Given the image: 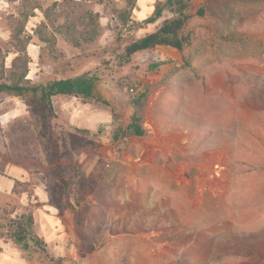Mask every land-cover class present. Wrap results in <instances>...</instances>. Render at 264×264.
I'll return each mask as SVG.
<instances>
[{
  "label": "rangeland",
  "instance_id": "rangeland-1",
  "mask_svg": "<svg viewBox=\"0 0 264 264\" xmlns=\"http://www.w3.org/2000/svg\"><path fill=\"white\" fill-rule=\"evenodd\" d=\"M157 1L163 0H137L130 19L144 20ZM125 5L0 0V77L13 70L12 36L22 12L29 15L26 79L39 84L96 73L110 104L56 96L49 110L36 96L0 93V117L19 102L27 110L26 119L0 123V176L12 186L0 194L2 225L31 216L34 233L50 245L48 256L32 252L27 262L0 228V252L25 264H264V231H249L264 228V0H192L183 29L190 42L182 51L156 47L127 64L120 55L126 42L172 14L165 10L129 35L118 19ZM140 93L145 134L125 135ZM151 139L172 141L155 151L153 163L166 154L170 166H184L177 184L167 182L179 192L171 197L178 205L168 206L176 223L167 229L159 207L147 204L148 164L141 158L152 154ZM193 195L200 205L191 212ZM161 230L171 242L168 259L157 255L165 249Z\"/></svg>",
  "mask_w": 264,
  "mask_h": 264
},
{
  "label": "trees",
  "instance_id": "trees-1",
  "mask_svg": "<svg viewBox=\"0 0 264 264\" xmlns=\"http://www.w3.org/2000/svg\"><path fill=\"white\" fill-rule=\"evenodd\" d=\"M191 1H157L152 14L144 20L137 22L130 19L137 0H126L125 8L122 9L118 19L129 35L135 34L147 25L155 24L162 17L165 10L169 11L172 17L164 20L153 32L139 38H131L127 41L120 54L124 63H129L134 54L156 47H170L182 51L190 42L188 36L183 33V29L190 19L187 11ZM32 8L33 10L39 9L37 6H33ZM203 14L204 12L200 10L197 16L202 17ZM28 17L29 15L26 13H19L18 29L15 30L12 36V39L16 42V52L18 55L11 61V69L13 70L10 72V75L7 78H4L3 75L0 77V93L20 97L21 99H24L28 95L36 96L37 102L44 107L46 106L49 110H52L51 99L56 96L80 97L85 101H92L109 108L110 104L101 90V78L96 73L83 72L74 76L58 80H48L39 84H32L26 79L30 58L24 44V41L28 39L25 38L24 27ZM38 36L41 37L40 34ZM41 39L45 38L41 37ZM158 66L159 63H154L149 68L155 69ZM145 99L146 93H140L132 99L133 114L129 125L124 131L125 135L144 136L145 132L142 128V121ZM85 133L87 132L85 131ZM3 220L4 218L0 216V228L6 230L11 242L22 255H25L24 259L27 262H30L28 256L32 252L37 253L40 251L48 256L45 242L32 229L33 220L31 216L26 219L24 217L20 218L18 221L13 219L8 220L6 225H2ZM59 260H56V262Z\"/></svg>",
  "mask_w": 264,
  "mask_h": 264
},
{
  "label": "crops",
  "instance_id": "crops-1",
  "mask_svg": "<svg viewBox=\"0 0 264 264\" xmlns=\"http://www.w3.org/2000/svg\"><path fill=\"white\" fill-rule=\"evenodd\" d=\"M26 116H27V110H26L25 106H23L19 102V104L16 107L13 106L12 108H9V110H5L1 114L0 118L2 120H0V123H1L2 127H5V126L9 125L10 123H12L16 120L26 119ZM158 136H161V135H158ZM169 141H171V140H168V142L166 140H162V141H160V140L157 141V140H153V139L149 140L148 146H149V148H151L150 152L152 154L147 155L145 158L140 157L141 159L146 161V163L148 164L147 168L144 169L145 178L147 180H149L148 184H149L150 194H149V198L147 200V204L149 205V207L151 209H155V208H153L154 206L159 207L158 214L161 216L160 217L161 229L162 228L167 229V224L169 221H172V222L176 221V219L172 220V217L169 216L168 206H169V204H172V206L178 205V202L174 201L171 197L177 196L179 194V192L176 188H170L169 186H167V182L168 181H174L177 184L179 179H181L182 175L184 174L183 173V169H184L183 163H180L177 165L175 164V168L173 166H170L167 162L168 160H167L166 154L164 156H161V157H163V161L159 157L157 159L158 163L152 162V161H154V158L156 157L155 151L158 150L160 147L164 148L165 146H167ZM215 162H216V160H215ZM198 165H199L198 163L197 164L195 163V169H198V167H197ZM189 167L194 168V162L193 161H191V165ZM1 179L3 180L5 178L0 176V182H1L0 183V194L1 193L5 194V195L10 194L12 186H9V184L7 182H3V185H2ZM140 180H142V179H140ZM40 192H42V193L37 192L36 195H37V197H39V199H42L43 196L45 195V193L43 191H40ZM184 193L188 194V191H186V192L183 191V195H184ZM191 197H190V200L188 199V201H189L190 206H191V212H193L194 206L198 207L200 205V203L197 200V197L195 195H193ZM194 198H195V200H194ZM40 201H43V200H40ZM180 203L181 202L179 201V204ZM43 208L47 209V207H45V206H43ZM52 210L55 211L54 208H52ZM42 213L45 214V216H53L49 213H46L45 211H42ZM162 223H163V225H162ZM178 227L182 228V225L178 226ZM256 230H258V231H256ZM246 231H248V229L245 228V229L240 230V233L245 234ZM249 231L254 232V233H259V232H263L264 228H260V229L251 228V229H249ZM159 235H163L164 242L162 243L163 244L162 246H164L165 249H161L157 255L159 257L160 256L165 257L167 255V253H166L167 246L171 242L168 240L167 236H165L166 235L165 230H163V231L161 230ZM159 239H162V237ZM44 242L46 243L47 248H48L50 246L49 242H47L46 240H44ZM150 254H153V253L151 252ZM166 257L164 259H168ZM228 259L233 260L236 258L232 257V258H227V260ZM0 264H25V262L23 259H13L12 260L11 258H8L5 255V253L2 251V252H0Z\"/></svg>",
  "mask_w": 264,
  "mask_h": 264
}]
</instances>
